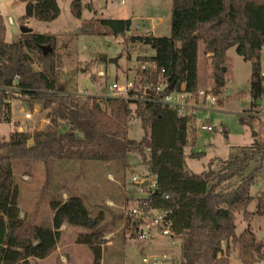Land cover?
Instances as JSON below:
<instances>
[{
    "label": "trees",
    "instance_id": "trees-1",
    "mask_svg": "<svg viewBox=\"0 0 264 264\" xmlns=\"http://www.w3.org/2000/svg\"><path fill=\"white\" fill-rule=\"evenodd\" d=\"M20 1L25 4V12L18 20L22 28L30 19L47 23L60 15L56 0ZM170 1L169 37L131 34L125 40L131 47H150L155 53L138 58L154 65L149 73H144L147 79L142 84L156 86L163 76L170 85L175 84L173 92H180L185 85L184 92L197 93L199 49L203 46V53L211 54V77L220 90L226 86L227 71L223 68H227V52L236 48L239 56L253 63L251 105L239 121L242 125L259 121L252 109L264 91L260 63L264 47V0ZM71 8L73 16L81 19V0L73 1ZM131 27V20L92 19L82 23L81 34L119 37ZM6 37L7 25L0 11V120L11 122L9 96L3 89L16 87L31 109L40 105L47 112L49 128L33 132L14 130L7 139L0 137V264H39L48 259L57 250L64 224L84 230L74 243L89 250L90 264H103L107 247L139 238V230L147 221L146 214L123 212L127 199L117 187L120 195L111 198L118 208H100L94 215L92 210L98 207L86 203L81 196L70 194L64 200L58 195L51 200L52 227L35 226L20 215L13 161H43L46 191L56 162L64 169L68 165L76 168L83 161L111 163L125 171L130 155L141 157L153 179L144 188L147 197L138 200L136 206L144 212L165 214L172 238L180 241L179 264H230L234 250L243 264L264 259V242H258L250 224L241 235L236 232L237 214H243L248 223L255 215L264 218V192L257 199L256 212L248 211L254 200L250 191L256 183V171L247 173L255 156L264 159V141L255 140L252 153L231 155L219 169L210 164L207 170L196 174L184 166L189 123L194 117H182L175 109L158 102L90 96L83 99L62 92L60 75L64 60L57 49L56 35L21 32L19 39L10 43ZM173 92L166 89L165 94ZM134 120L139 121L143 130L139 141L127 135L128 125ZM235 177L241 179L239 186L226 189ZM114 232L116 236L108 241L106 236ZM110 242L112 245H108Z\"/></svg>",
    "mask_w": 264,
    "mask_h": 264
},
{
    "label": "rangeland",
    "instance_id": "rangeland-1",
    "mask_svg": "<svg viewBox=\"0 0 264 264\" xmlns=\"http://www.w3.org/2000/svg\"><path fill=\"white\" fill-rule=\"evenodd\" d=\"M56 1L60 8V15L56 20L45 23L30 19L26 29L36 34H51L59 38L57 49L64 60L60 86L64 89L62 92L67 94L96 98L112 96L109 87L113 82H124L126 78H130L133 71L138 70L139 57H151L155 54L150 47H144L145 50L140 51L126 44L127 36L142 35L147 32L157 37L170 36L172 11L170 0H81V19L75 18L72 14V2L75 0ZM0 11L7 25L6 41L13 42L23 30L18 20L25 12V4L20 0H0ZM9 18L13 20L12 25L8 22ZM92 19L132 20L133 28L119 37L82 35V23ZM101 57H105L106 60H100ZM111 59L115 61L110 63ZM227 59L226 86L219 90L211 77V59L203 53V46H200L199 91L203 90L216 95L219 103L209 105V111H198L197 116L189 123V145L185 149L187 157L184 166L196 174L207 170L210 164L213 169H219L222 162L231 155L252 153L255 149V140L264 141V120L253 121L251 125H242L239 121L240 116L251 105L253 63L239 56L236 48H231L227 52ZM260 63L261 72L264 74V47L261 50ZM100 73L103 74L99 75ZM199 98L198 92L195 93L190 104L200 106ZM10 101L14 124L4 119L0 120V136L7 139L10 132L18 126L23 132L49 128L47 112L42 111L40 105H34L31 109L21 98L11 97ZM101 107L105 109L104 104ZM27 113L32 114L31 119L25 118ZM202 123L212 126L213 131H202L200 129ZM61 130L65 131L66 127L62 126ZM254 132L257 133L256 137L253 135ZM127 135L133 140L142 139L143 130L139 121L129 123ZM29 144H32V140ZM193 153L199 156L192 157ZM58 164V162L55 163L51 183L44 191L47 176L43 161L16 160L12 163L20 215L30 220L35 226L52 227L51 200L58 195L64 200L70 194L81 196L86 203L98 207L92 210L95 215L100 208L106 210L118 208L111 196L118 198L121 194L127 199V204L122 207L123 212H127L137 207L138 200L147 197V192L141 186L143 182L147 180L151 183L153 180L148 168L138 155L128 157L125 171H121L117 165L111 163L93 162L92 164L90 161H83L76 168L68 165L66 169L59 168ZM254 171H256V183L250 191L254 200L248 207L251 213L256 212L257 199L264 192V159L259 155L255 156L247 173ZM123 174L124 177H122ZM240 182L241 179L235 177L227 183L226 189H235ZM117 187L121 188L120 194ZM107 217L111 216L107 214ZM236 223L238 235H241L250 224L258 242H264L263 217L255 215L248 223L244 221L243 214H237ZM78 232L81 233L84 230L69 227L65 237L60 238L59 243L75 244ZM115 236V232L110 233L106 239L111 241ZM68 258L71 264L92 262V255L86 247L71 249ZM145 258L158 261L159 264H179L180 242L153 230L150 239H127L124 245L115 244L114 247H107L104 250L103 264H146L143 263ZM62 260L56 256L43 260L39 264H67L65 260L64 262ZM230 264H243L236 250L230 257ZM254 264H264V259H255Z\"/></svg>",
    "mask_w": 264,
    "mask_h": 264
},
{
    "label": "built area",
    "instance_id": "built-area-1",
    "mask_svg": "<svg viewBox=\"0 0 264 264\" xmlns=\"http://www.w3.org/2000/svg\"><path fill=\"white\" fill-rule=\"evenodd\" d=\"M9 24H12L11 20H8ZM138 70L133 71V74L130 78H126L124 82L115 81L109 87L110 92L112 93V98H119L125 101L136 100V101H148V102H158L164 106L175 109L178 114L182 117H196L198 111H209V105L213 106L219 103V100L216 95L211 94L207 91L200 90L198 95L200 96V106L195 104L192 106L190 101L193 100L195 94H189L184 92L185 85L181 86L180 92H173L171 94H165L166 89L169 90L170 84L163 76L158 78L156 86L153 83L142 84L144 79V73H149V71L154 68L152 62L139 61L137 63ZM164 73V71H162ZM100 73L99 75H102ZM5 94L9 96L8 103H11V97L23 98L22 94L19 93L16 87L4 88ZM76 97H82L83 99L87 96L78 95ZM253 114L260 120H264V91L262 92L260 98L255 102L253 107ZM32 114L27 113L25 115L26 119H31ZM135 121V120H134ZM200 129L206 132H212L213 127L202 123ZM155 187L154 184L151 186ZM144 189V188H143ZM133 214L138 216L147 215V221L144 223L139 230V238L150 239L151 233L153 230L159 232L163 236L172 237L170 230V225L165 220V214L157 212L154 210H149L144 212L139 207H136L130 210ZM143 263L159 264L158 261L151 259H143Z\"/></svg>",
    "mask_w": 264,
    "mask_h": 264
},
{
    "label": "crops",
    "instance_id": "crops-1",
    "mask_svg": "<svg viewBox=\"0 0 264 264\" xmlns=\"http://www.w3.org/2000/svg\"><path fill=\"white\" fill-rule=\"evenodd\" d=\"M2 14V13H1ZM8 20H11L12 21V24H13V20L11 19V18H9ZM152 20V19H151ZM132 21V20H131ZM11 24V25H12ZM25 28H26V25H25ZM133 28V21H132V27H131V29ZM147 33H149V32H147ZM19 37H20V34L17 36V37H15V41L16 40H18L19 39ZM140 51H143V50H140ZM207 56L209 57V59H211V54H207ZM263 76H264V74H262ZM11 124H14V122L12 121V117H11V122H10ZM16 124V123H15ZM14 126H16L17 127V125H14ZM15 130H18V131H22L21 129H20V127L18 126L17 127V129H15ZM14 131V130H13ZM13 131H11V132H13ZM10 132V133H11ZM0 137H2V136H0ZM152 188V187H151ZM153 189V188H152ZM67 229H69V227L66 225V224H64L62 227H61V229H60V232H61V237L60 238H63V237H65V235H66V231H67ZM80 232H78V234H79ZM77 234V235H78ZM180 242V241H179ZM108 245H112V243L110 242ZM73 248H85V246H82V245H77V244H69V243H59L58 244V247H57V250H56V252L53 254V255H51L48 259H50V258H52V257H56V256H59L60 257V259L62 258L63 260V262H64V260H65V262L67 263V264H71V261L70 260H68L69 258H68V256H69V251L71 250V249H73ZM91 263V262H90ZM90 263H87V264H90Z\"/></svg>",
    "mask_w": 264,
    "mask_h": 264
},
{
    "label": "water",
    "instance_id": "water-1",
    "mask_svg": "<svg viewBox=\"0 0 264 264\" xmlns=\"http://www.w3.org/2000/svg\"><path fill=\"white\" fill-rule=\"evenodd\" d=\"M31 30H28V29H26V28H23V30H22V32H30ZM48 50H49V48H47ZM139 49L140 50H145L143 47H139ZM115 61V59H111V60H109V62L110 63H113ZM223 70L224 71H226V68H223ZM174 86H175V84L174 83H172L171 85H170V87H169V91H173L174 90ZM255 137L257 136V133L256 132H254V134H253ZM149 184H150V182L149 181H145V182H143V184L141 185L142 186V188H147V187H149ZM139 186V185H138Z\"/></svg>",
    "mask_w": 264,
    "mask_h": 264
}]
</instances>
